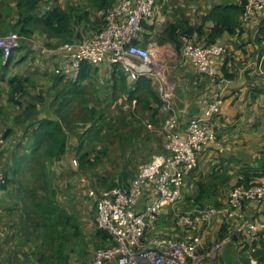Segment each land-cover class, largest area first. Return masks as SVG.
I'll return each instance as SVG.
<instances>
[{
	"label": "crops",
	"instance_id": "crops-1",
	"mask_svg": "<svg viewBox=\"0 0 264 264\" xmlns=\"http://www.w3.org/2000/svg\"><path fill=\"white\" fill-rule=\"evenodd\" d=\"M117 1L110 0L102 9L93 0H44L34 15L44 16L60 6L72 15L73 33L67 38L50 37L42 27L31 25L30 39L49 51H34L26 42L13 52L8 63H0V174L4 173L9 180L17 175L16 161L26 155L23 162L28 159L35 132L43 121L52 119L64 121L63 124L76 120L72 113L80 107V114H106L104 124H112L113 130L105 127L104 142L115 143L124 170L130 171L131 183L142 163L165 151L166 115L161 109L159 85L171 93L181 134L191 118L203 115L210 99L222 97L223 111L213 128L227 149L219 152L210 144L202 150L198 169L186 178L181 201L165 207L142 239V247L148 249L157 238L184 235L177 226L180 215L197 206L225 204L238 184L264 181V12L242 24L239 34L222 38L221 45L226 47L227 54L216 61L217 75L209 77L200 74L182 56L181 47L187 39L181 35L189 33L188 39L204 45L214 27L204 17L228 0H156L154 15L143 24L137 44L151 51V68L157 78L143 76L133 80L122 66L101 63L91 65L88 77L78 80L81 68H73L67 54L57 48L66 40L83 41L98 34L105 25V12ZM0 12L12 26L22 18L18 0H0ZM172 27L174 39L169 36ZM16 83H21L24 91L17 102L12 99ZM67 145L72 148H66L53 161L50 171L54 183H59L60 188L69 187L77 197V211H67L68 217L74 215L67 230L73 229L75 220L79 231L74 235V244L69 249H57L55 243H46L44 233L35 235L25 205L18 198V188L14 184L0 186V264H90L94 249L113 244L107 233L96 229V203L88 195L92 182H82L83 176L79 177L84 168L80 160L87 162L85 166L93 161L91 141L70 136ZM119 177L112 176L118 186ZM142 205L143 201L138 211ZM242 219L256 223L264 242V206L249 203L237 212L230 226L221 217L204 228L199 226L201 256L189 258L187 264H242V258L249 254L240 246L242 238L234 234V227ZM92 240L97 245H92ZM218 243L222 249L215 259L210 258L209 252Z\"/></svg>",
	"mask_w": 264,
	"mask_h": 264
},
{
	"label": "built area",
	"instance_id": "built-area-1",
	"mask_svg": "<svg viewBox=\"0 0 264 264\" xmlns=\"http://www.w3.org/2000/svg\"><path fill=\"white\" fill-rule=\"evenodd\" d=\"M155 7L156 0H118L105 12V25L98 34L87 40L66 42L57 51L67 54L75 69L83 64L109 63L122 66L133 80L143 76L156 77L151 68V51L137 44L143 23L153 17ZM260 12H264V0H246L241 23H247ZM26 42L35 51H49L28 36L10 33L0 37L4 63ZM181 54L190 60L200 74L214 77L217 75L216 61L227 54V49L221 44L206 46L185 40ZM159 92L161 109L166 115L163 123L165 151L142 163L131 183L104 191L92 187L88 193L89 197L95 199L98 229L107 233L113 241L110 246L96 249L90 264L110 261L117 264H187L189 258L201 256L202 235L197 231L199 226L204 228L217 217L223 218L226 226H230L237 212L247 204L264 206V181L248 186L238 184L225 204L199 206L180 215L177 226L184 231L182 237H161L153 240L150 248L142 247V239L162 210L181 201L186 178L198 169L202 150L210 144H214L219 152L227 149L213 128L223 111L225 101L222 97L210 99L203 115L191 118L181 134L177 128L171 93L162 85H159ZM15 98L19 100L21 94ZM81 181L87 182L85 178ZM5 184V175L1 173L0 186ZM141 201L142 209L138 211ZM234 234L242 238L240 246L249 255L261 247L263 238L253 220H240L234 227ZM221 249L222 245L216 244L209 252L210 258L215 259ZM251 262L257 263L254 259Z\"/></svg>",
	"mask_w": 264,
	"mask_h": 264
},
{
	"label": "rangeland",
	"instance_id": "rangeland-1",
	"mask_svg": "<svg viewBox=\"0 0 264 264\" xmlns=\"http://www.w3.org/2000/svg\"><path fill=\"white\" fill-rule=\"evenodd\" d=\"M20 21L21 19L14 26L7 20L0 24V37L7 36L10 33L22 34ZM68 41L71 42V40H66L65 42ZM14 101L17 102L15 98ZM82 110L80 107L75 108L72 114L77 116L76 120L63 123L64 129L69 134V136L66 135V141H68L70 136H73L78 138L79 141L84 140L87 143L91 141V146L93 147L92 163L94 167L92 168L90 162L89 166H85L87 162H81L82 160H80L81 166L84 165V168H82L83 171L78 176L80 178L83 176L86 181L92 182L90 186L98 188L100 191L118 186L114 182L116 178H112V176L119 177L121 175L119 177V182H121L119 186L128 183L131 179H128L130 171L124 170L125 168L122 165L124 163L116 153L117 147L115 143L104 142L105 134L103 132L105 127L108 130H113L112 124H104L107 121L106 114H101L100 112L92 115L80 114ZM68 146L66 148H72V146ZM45 147L46 144L37 152L30 154L28 159L23 162V167L19 174L9 180V184H14L18 188V198L25 205L28 222L34 234L39 235L42 232L46 235V243L51 245L55 243V248L57 249L59 247L69 249L74 244V235L78 234L79 231L78 227L75 226V220H73L71 226L73 229L67 230L70 220L74 217L73 214V217H68L67 211L69 210L71 213L77 211L74 204L77 201V197L70 191L69 187L67 189L60 188L59 183L53 182L55 179L50 171L53 161L46 157ZM43 165H45L46 174L42 171ZM58 181L59 179H57ZM96 229H98L97 223ZM77 238L75 237V239ZM92 245H97V242L92 240ZM247 258L251 259L252 256L248 255Z\"/></svg>",
	"mask_w": 264,
	"mask_h": 264
},
{
	"label": "trees",
	"instance_id": "trees-1",
	"mask_svg": "<svg viewBox=\"0 0 264 264\" xmlns=\"http://www.w3.org/2000/svg\"><path fill=\"white\" fill-rule=\"evenodd\" d=\"M43 1L44 0H18V8L22 16L19 23L21 24L20 29L22 34H24V36H28V34L30 33L28 27L33 25L36 27H42L50 35V37H69L73 33V19L71 13L67 10H64L60 6H56L53 9L47 11L44 16L39 17L34 15ZM109 1L110 0H93V3L99 8L104 9L107 6L106 3H108ZM245 3L246 0H228L227 3L214 7L211 10L210 14L204 17V21H212L214 23V27L205 37V42L203 44L206 46L212 44H221V40L225 35L231 36L239 34L242 31L241 17L243 15ZM3 22L4 18L2 13L0 12V24H2ZM169 36L171 39H174V37L176 36L174 27H172V30L169 32ZM189 36V33H184L181 35V38L187 39L186 41L190 43H198L196 41H191L190 39H188ZM10 58L6 63L9 62ZM2 62H4V57L3 53L0 51V63ZM84 66H87L88 68L85 70L86 67ZM90 66L91 65L89 64H83L80 67L81 71L78 80H84L88 77L89 70L91 69ZM23 92L24 91L21 83L14 84L12 99L14 100L17 94H22ZM62 122L60 123L52 119L43 121L35 132V143L32 148V152H37L46 144V157L52 161H54L55 159H59L65 152L67 143V141L65 140L66 133L64 131ZM26 156H22L21 158L17 159L18 162L16 161L15 174L18 175L21 171L23 160L27 158ZM91 165H93L92 162ZM42 171L43 173H45V165L42 166ZM262 174H264V171ZM5 178L6 184L2 185V187L9 184V179L6 175ZM244 185L248 186V184ZM251 256V259L257 261L256 264H264L263 241L261 243V247L257 249V251ZM251 259L244 257L242 258L241 263L252 264Z\"/></svg>",
	"mask_w": 264,
	"mask_h": 264
}]
</instances>
